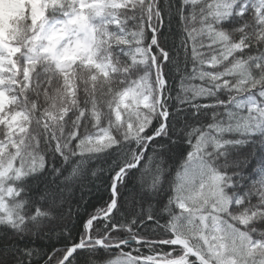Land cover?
I'll return each mask as SVG.
<instances>
[{"label":"snow or ice","instance_id":"obj_1","mask_svg":"<svg viewBox=\"0 0 264 264\" xmlns=\"http://www.w3.org/2000/svg\"><path fill=\"white\" fill-rule=\"evenodd\" d=\"M0 264H264V0H0Z\"/></svg>","mask_w":264,"mask_h":264}]
</instances>
